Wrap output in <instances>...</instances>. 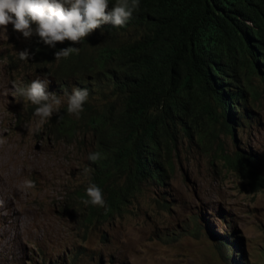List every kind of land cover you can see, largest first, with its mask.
Masks as SVG:
<instances>
[{"label":"rangeland","instance_id":"374dc122","mask_svg":"<svg viewBox=\"0 0 264 264\" xmlns=\"http://www.w3.org/2000/svg\"><path fill=\"white\" fill-rule=\"evenodd\" d=\"M22 43L11 24L0 30V90L34 79L32 67L18 72ZM26 103L0 96V264H264V183L249 186L186 142L165 185L145 184L121 218L84 231L67 189L90 137L55 139L53 116L37 130ZM258 108L260 127L242 138L264 161V100ZM217 234L239 247L226 261Z\"/></svg>","mask_w":264,"mask_h":264},{"label":"trees","instance_id":"16d2710c","mask_svg":"<svg viewBox=\"0 0 264 264\" xmlns=\"http://www.w3.org/2000/svg\"><path fill=\"white\" fill-rule=\"evenodd\" d=\"M149 1L147 12L134 23L140 33L129 41L133 53L114 63L123 64L121 79L126 87L119 82L112 86L121 94L111 112L116 124L95 116L56 120L57 131L71 136L81 126L102 155L94 182L102 189L107 207L84 205L79 224L86 232L88 227L100 229L121 218L145 184L165 185L184 142L249 186L264 183L263 158L247 153L236 139L238 151L225 149V138L232 133L230 106L238 105L246 94L253 102L260 96L256 84H260L258 75L264 79V0ZM45 49L37 46L32 55L37 57ZM58 66L64 73H100L90 62H82L79 54L61 59ZM125 71L134 88L125 85ZM76 196L87 199L86 192ZM216 239L219 257L224 261L228 254L233 257L239 247L228 235L217 234Z\"/></svg>","mask_w":264,"mask_h":264},{"label":"clouds","instance_id":"9594fccd","mask_svg":"<svg viewBox=\"0 0 264 264\" xmlns=\"http://www.w3.org/2000/svg\"><path fill=\"white\" fill-rule=\"evenodd\" d=\"M149 3V0H0V30L6 32L7 25L11 24L13 32L20 33L23 41L21 47L14 49L20 50L18 59L22 64L18 72L20 74L27 67L34 71V79L25 85L12 81L11 89L3 88L0 96L10 94L27 102L28 110L37 118V130L53 116L51 133L57 140L62 137L70 140L76 135L90 137L89 151L77 173L80 180L72 182L67 189L68 200L72 207L74 204L79 209V217L86 212L84 205L107 207L102 189L94 182L102 155L94 150L92 137L81 126L71 136L57 131L56 120L74 122L82 116L86 120L95 116L116 124L111 112L121 94L114 92L112 86L119 82L122 88L126 87L121 79L123 64L115 66L114 63L133 53L129 41L140 33L134 23L143 17V11L147 12ZM37 46L48 49L34 57L32 53ZM72 54H79L82 62H90L100 73H64L58 62ZM125 74V85L134 88L136 84L130 80L128 71ZM258 78L261 81L256 84L260 92L257 100L253 102L246 94L227 112L232 133L225 138L226 150L228 140L231 148L238 151L234 139L239 147L246 149L242 136L261 125L258 105L264 100V79L260 75ZM246 152L257 155L249 148ZM209 162L210 165L215 163ZM25 185L35 187L34 182L28 180ZM76 192H86L87 199L81 201ZM0 207H3L2 200Z\"/></svg>","mask_w":264,"mask_h":264}]
</instances>
